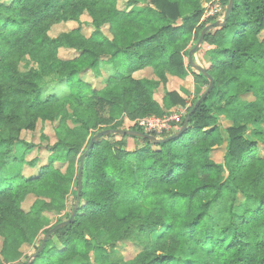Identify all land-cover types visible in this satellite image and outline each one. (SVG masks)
<instances>
[{"label": "trees", "instance_id": "obj_1", "mask_svg": "<svg viewBox=\"0 0 264 264\" xmlns=\"http://www.w3.org/2000/svg\"><path fill=\"white\" fill-rule=\"evenodd\" d=\"M120 1L0 0V264H28L64 221L46 228L44 213L70 218L81 157L98 132L142 131L137 119L188 104L176 90L158 100V87L169 76H188L189 47L212 23L201 22L206 0H125L124 9ZM84 15L94 29L89 36ZM69 22L79 26L50 35ZM263 31L264 0H235L226 25L208 31L201 46L215 86L187 130L163 144L101 138L85 160L74 222L32 264H264ZM61 49L76 55L63 58ZM146 68L158 81L135 76ZM89 73L102 78L99 86ZM197 77L205 90L188 113L209 86L204 74ZM70 115L77 126L67 123ZM57 118L48 164L24 176L13 154L22 131ZM221 146L224 160L216 162L212 153ZM30 195L35 201L25 210ZM125 242L139 247L131 260L116 256ZM25 246L33 253L24 256Z\"/></svg>", "mask_w": 264, "mask_h": 264}, {"label": "rangeland", "instance_id": "obj_2", "mask_svg": "<svg viewBox=\"0 0 264 264\" xmlns=\"http://www.w3.org/2000/svg\"><path fill=\"white\" fill-rule=\"evenodd\" d=\"M119 7L121 9L126 8V1L121 0L119 2ZM90 21L91 20L89 16L84 15L82 17V22L84 27L83 31L88 36L94 30L92 25L90 24ZM78 26L79 24L77 22L60 23L52 27L50 31V35L52 37H57L61 33L74 29ZM105 31L108 33L107 29H105ZM75 55L76 53L72 50H67V49L60 50V56L63 58H72ZM28 60L29 58L21 62L20 65L21 71H27L29 69V65L27 62ZM197 74L198 71H193L192 73L193 79L191 81L185 82L184 85L187 87V92H185V94L184 93L182 94L184 95V98L187 100L188 104L186 107L182 109L184 112H186V115L188 114L189 108L193 104V101L197 99L201 95V93L205 90V87L201 86V80L197 77ZM103 75L104 77L106 76L105 73H103ZM135 76L139 78L141 77L149 78L158 81V78L155 76L152 68H146L142 71H139L135 73ZM168 78L169 79L167 84H160L158 87V89L162 94L164 93V90L167 91L169 86L168 83L170 78H172V76H169ZM86 79L96 86H99L102 80V78H97L93 73H89ZM175 85L179 88V84L172 81L171 88L175 89ZM60 121L61 118H57L53 122L50 121L39 122L35 130L22 131L20 137L21 142L14 147L13 154L16 155L17 158L22 160L23 162L22 171L24 176L26 177L35 176L39 173L41 167L48 164V159L51 154L48 146H52L57 142L56 128L58 127ZM221 121L224 126L229 125V121H227L225 118L222 117ZM67 123L71 127L78 125V122L73 118L72 115H70L69 119L67 120ZM30 145L33 146L31 147ZM225 152H226L225 146L216 148L212 153L213 160H215L216 162H223ZM56 166L60 167L62 170H66L67 168V164H63V163H56ZM34 201H35V197L30 195L23 204L24 209L29 210L32 204L34 203ZM57 219L65 220L66 217L64 214L55 216L53 213H49V212L44 213L43 220L46 224V228L52 227L57 221ZM2 245H3V239L0 237V261H3ZM115 250H116L115 253L117 258H122L124 260H131L138 254L139 247L132 242H125L119 244L115 248ZM23 253L24 256L29 255L33 253V248L31 246H25L23 248Z\"/></svg>", "mask_w": 264, "mask_h": 264}, {"label": "water", "instance_id": "obj_3", "mask_svg": "<svg viewBox=\"0 0 264 264\" xmlns=\"http://www.w3.org/2000/svg\"><path fill=\"white\" fill-rule=\"evenodd\" d=\"M234 4H235V0L229 1L227 8H226V11H225L224 18L221 20H217L215 22H212L208 26H206L200 35L199 41L196 43L195 47L189 52V60H190L191 66H193L197 71L201 72L202 74H204L207 77V79L209 80V86H208L206 92L196 102V104H195L194 108L191 110V112L187 114L185 121H184L183 125L181 126V128L177 132H175L174 134H172L168 137H165V138H158L155 135L148 134V133H145V132L140 131V130H129V129H127V130L107 129V130H103V131L98 132L92 138L87 150L84 152V154L81 157V163H80L79 174H78V184H79V186H78V197H77V201H76L75 207L73 209V212H72L70 218L67 220H64L63 222H61L59 224H57L55 227L51 228L45 234L38 250L31 255V257L28 261V264H32L33 260L44 250L47 241L55 232H57L59 229L65 227V226H68L74 222L77 211L79 209L80 202H81V193H82V188H83V174H84L85 160H86L87 155L90 153L91 149L93 148V146L96 143H98L101 138H103L104 136H108V135H126V136H130V137H141V138L146 139V140H148L152 143H155V144H163V143H166L170 140H173V139L181 136L187 130L192 114L202 104V102L209 96V94L212 92V90L215 86V79L213 78V76H211L208 73L206 68H204L203 66L196 63V61L194 60V55H195V53H197L200 50L201 46L203 45L204 40H205V36H206L208 31H210L214 28H219V27H223L226 25V23L228 22V20L230 18V15L234 9Z\"/></svg>", "mask_w": 264, "mask_h": 264}, {"label": "built area", "instance_id": "obj_4", "mask_svg": "<svg viewBox=\"0 0 264 264\" xmlns=\"http://www.w3.org/2000/svg\"><path fill=\"white\" fill-rule=\"evenodd\" d=\"M202 22H215L224 18L226 8L223 0H207L203 6ZM186 117V112L182 108L164 116H146L137 119L135 124L143 132L164 138L166 134H171L179 130Z\"/></svg>", "mask_w": 264, "mask_h": 264}, {"label": "crops", "instance_id": "obj_5", "mask_svg": "<svg viewBox=\"0 0 264 264\" xmlns=\"http://www.w3.org/2000/svg\"><path fill=\"white\" fill-rule=\"evenodd\" d=\"M263 34H264V31H263ZM193 47H195V46H193V44L190 45L189 50L191 51L193 49ZM189 52H188V55L185 57L186 64H189L190 67H191V68H189V74H188V76L185 79H179L177 77L170 78L169 83H168L169 86H168V89H167V91L176 90L177 92L180 93V95L183 98H184V95L182 93L185 94V92H187V87L184 86L185 85V82L191 81L193 79V77H192L193 71H197L193 66H191V63H190V60H189ZM194 60L196 61L197 64L203 66L204 68H207V60H206V57L204 56V54L201 52V50H199L197 53H195ZM172 81H174L175 83H178L179 84V88L175 85V89H172L171 88ZM165 92L166 91L164 90V93L162 94L160 92V90L158 89V95H157L158 100L162 101L163 96L165 95Z\"/></svg>", "mask_w": 264, "mask_h": 264}]
</instances>
